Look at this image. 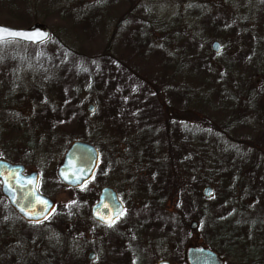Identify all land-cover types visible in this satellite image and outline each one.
Here are the masks:
<instances>
[{
    "label": "rangeland",
    "instance_id": "obj_1",
    "mask_svg": "<svg viewBox=\"0 0 264 264\" xmlns=\"http://www.w3.org/2000/svg\"><path fill=\"white\" fill-rule=\"evenodd\" d=\"M261 6L264 8V0H0V26L25 29L42 24L51 34L47 43L37 47L19 42L0 45V160L23 165L26 174L38 172L43 179L41 191L55 201L53 218L41 227H34L43 232L42 238L54 233L52 227L57 212L77 197H82L86 212H89L104 181L114 184L120 199L126 203L119 226L127 222L130 211L131 216L135 213L133 210L146 206L151 197L147 188L152 191V186L144 180L136 183L141 176L155 179V172L135 168L137 157L149 163L150 158L146 153L141 154L143 144H137L139 141L133 135L151 133L148 128L155 127L156 117L161 121L156 127V135L164 132L172 137V148L177 153L174 158L172 151L166 153L164 147H156L153 152L159 159L164 156L172 159L168 170L170 176L174 173L187 184L191 180H208V186L195 187L201 196L205 187L213 190V196L221 190L226 196L231 181L250 173L256 176L252 180L262 182L258 198L264 200V114L260 113V110L264 112V36L256 31L257 37L261 38L255 42L246 36L252 28L258 30L261 18L264 19V12L258 15ZM225 23L229 25L225 34L216 37L217 29L226 28ZM189 41L196 44L194 59L184 56L182 47ZM212 42L219 44L218 54L211 51ZM221 53L222 58L218 57ZM238 53L252 57L261 69L256 72L254 65L245 69L241 64L233 73L228 71L227 60ZM174 58L176 63L189 67L190 72L197 66V73L206 80V85L197 86L183 73L174 75L179 70ZM182 58L188 62H182ZM200 61L206 65L202 66ZM167 74L173 75L169 87L174 93L167 91L162 81ZM57 78L67 89L77 91L68 101L87 113L90 105L94 110L88 113L89 127L64 133L68 139L63 142L65 149L50 159L44 152L45 140L38 128V133H34V126L29 122L24 126L22 119L29 118L38 107L54 108L64 102L57 96L55 88L49 90ZM245 84V90L252 87L250 93L254 94V99L239 88ZM98 94L104 102L112 101L116 106L109 115L117 129L107 128L99 118L96 122L91 117L101 106L98 102L90 103L98 98ZM230 109L236 110L239 116L234 122H229L231 116L235 117ZM84 135L85 140L80 138ZM81 140L102 152L106 162L99 176L93 178L90 188L83 191H91L89 197L67 191L56 178L64 153L71 143ZM183 154L190 158L186 165L191 167H185L186 170H183L184 162L178 160ZM182 195L189 196V191L184 189ZM213 196L206 200H213ZM256 203L253 195L245 194L241 198V204L248 209ZM1 205L12 218L8 225L11 229L8 242L19 237L16 234L23 230V225L34 229L18 220L0 194V207H3ZM168 208L170 212L177 211L173 202ZM86 212L81 215L79 210L77 219L71 224L72 230L76 236L94 243L107 232L96 228L87 219ZM132 218L136 223L137 219ZM146 219L148 228H157L158 218L154 213L149 212ZM141 222L144 220L137 222L138 230ZM193 222L197 224L195 231L190 230ZM181 229L184 233L182 244L178 236L167 244L168 237L163 238L161 234L150 235L146 241L143 236L152 231L147 227L135 240L153 243L151 264L161 259L171 264H187L186 252L194 247L213 250L220 256L222 264H235L232 257L226 258L206 246L200 234V221L191 217L182 222ZM245 231L248 240V231ZM257 232L259 238L255 242L262 247L264 223ZM18 241H14L16 245H20ZM236 247L240 252L241 245ZM245 247L250 253L252 247ZM31 253L33 248L29 246V255Z\"/></svg>",
    "mask_w": 264,
    "mask_h": 264
},
{
    "label": "trees",
    "instance_id": "obj_2",
    "mask_svg": "<svg viewBox=\"0 0 264 264\" xmlns=\"http://www.w3.org/2000/svg\"><path fill=\"white\" fill-rule=\"evenodd\" d=\"M263 12L264 8L262 6L258 8V15H262ZM194 15H197L196 12H194ZM261 20L262 22L257 27L258 30L252 28V31H249L250 33L247 31L249 34L246 35L247 38L253 39V42L261 38L257 37V33H262V36H264V19L261 18ZM211 25L212 24H210V27ZM224 25L226 27L224 30L222 29L221 31L217 29L218 36L216 37H221L225 34L229 25H227V23ZM200 31L204 35L203 26L200 27ZM195 45L196 44L193 41L184 43L182 47L185 54L184 56H188L189 58L192 57L194 59V53L196 54L197 49ZM221 56L222 53L218 55V57ZM251 58L252 57L244 53H238L235 57L227 60V64L225 65L227 66L226 68L228 71H231L232 73L236 71L238 65L240 66L241 64L245 65V69H249V67L252 68L254 65L255 71L258 72V70L261 69L258 65L259 63L254 62ZM256 60L258 61V58ZM182 62L188 61L187 59L182 58ZM174 64L179 66V70L175 71L174 75L183 73L185 77L193 81L197 86L204 87L206 85V80L201 77V74L197 73V66H194V72L193 70L190 72L189 67L182 63H176L175 58ZM199 64L202 66L206 65L203 61H200ZM166 71H169V69L167 68ZM162 73L166 72L163 71ZM172 78L173 75L169 77V74H167V76L162 77V81L164 80L163 83L167 91L174 93L169 87ZM101 83H103V81ZM246 84L239 88L246 92L248 97L251 96L250 98H253L254 94L250 93L252 87L248 86L245 90ZM52 88H55L57 96H59L64 102L54 106V108L38 107L36 110L32 111L29 118L24 117L22 119L24 126L26 122H29V124L34 126V131H36V127L38 128L37 131L40 132L43 140H45L44 152L49 154L50 159L52 157L54 159L65 149L63 142L64 140L67 142L68 139L64 133L78 127L79 129H87L90 125V116L88 113L83 108L78 109V106L74 104V102L68 101V98L74 97L77 94V91L73 88L67 89L66 85L60 83L59 78L55 79L49 90H52ZM249 93L251 95H249ZM180 96L181 95H179L178 98H180ZM119 101L123 104L121 100ZM91 102H98V104H101L98 111L91 115V117H93L96 122V119L99 118L104 126L115 129L116 126L113 125L111 116L109 115L110 110L113 107H116L114 103L112 101L104 102L101 94H98V98L95 99V101L91 100L90 103ZM155 106L158 107L157 105ZM230 110L235 114V117L231 116L229 122H234V120L239 119L237 111ZM260 113L264 114L263 110H260ZM155 120L157 121L155 127L152 126L150 127L151 129L148 128L151 133L148 135H133L138 139L136 141H139L137 144H143L141 154L146 153V156L150 158L149 163L147 160L146 162H142V157H137L135 168L137 171L148 169L155 172V179L149 180L141 176L136 183L138 184L140 181L144 180L152 186V191L154 192L152 193V191H149L147 188V192L151 194V197L147 200L146 206L143 209L133 210L135 213L131 216L130 211L127 217V222L118 228L110 230L107 237L102 241L103 243L87 242L85 245H80L81 247L76 250L74 245L71 244V241L73 240L67 236V231L65 229L67 222L71 217H75L76 215L73 206H64L57 212V217L54 220L52 227L54 233L50 235V237L42 238L43 232L39 230L40 228H34L43 226V223L32 225L34 229L29 227L26 228V226L23 225V230H20L19 234H16L19 235V237L15 236L10 242H8L7 237L11 235V229L8 225L10 226L9 222H11L12 218L9 216L6 208L1 205L3 207H0V213L4 214L0 215V250H2L0 251V264H87L82 260L85 251H94L100 254V264H113V262L114 264H120L121 262H124L125 264H151V255L154 253L153 243H139L135 240V237L137 236L139 238L142 234V229L147 227V229L152 231L150 233L146 232L143 236L146 241L149 239L150 235L154 237L153 235L155 234H161V237L163 238L168 237L167 244L169 240V243H171V241L174 238H177V236L180 244H182L181 239L184 236V233L181 229V224L183 221L188 220L191 217L200 221V234L206 243V246L208 245L226 258L232 257L235 264H264V246L260 247L256 244L257 242H255L256 238H259L257 228L264 223V200L258 198V193L261 194L262 192V182L257 179L252 180L256 176L253 177L250 173H246V176H241V178L231 181V184L226 189L228 191L226 196L223 195L221 190L220 194L216 193V196H213V200L204 199L203 196L195 190V187L208 186V180H191V182L187 184L174 173L170 176L168 170L172 164L171 162H173L172 159L170 160V158L165 156L159 159L157 155L153 153L156 147H160V149L164 147L166 153L172 151L174 158L177 157V153L172 148V137L166 135L164 132L156 135V127L161 121L159 122L157 117ZM37 131L34 133H38ZM85 137L86 135L80 138L85 140ZM99 156V165L94 179L99 176V173L103 170L102 165L106 163L102 152L99 153ZM185 157L188 156L183 154L182 157L178 158L179 161L182 160V162H184L183 170H186L185 167H191L186 165L189 163L188 159L190 158ZM103 180L109 179L103 178ZM106 182L108 181H104L101 184L104 185ZM154 182L156 183L153 184ZM184 189L189 191V196L183 197L182 191ZM245 194L248 196L253 195L257 199V203L251 209H248L247 206L241 204V198L245 196ZM170 202H173L176 205V213L169 211L170 209L168 207ZM176 202H180V204H176ZM149 212L154 213L158 218V222L155 224L157 228L155 229L151 227L148 228L146 224V216ZM87 216V219L90 220L88 213ZM132 217L137 219L136 223L132 220ZM141 220H144V222H141L142 225L138 230L137 222ZM132 226L133 228L131 231L130 228ZM62 228L64 230H62ZM245 230L248 231V240L244 236L246 233ZM18 240L20 241V245H16L14 242ZM239 244L241 245V250L240 252H237L238 249L236 246ZM246 245L252 247L250 253L246 252ZM29 246L33 248V253H31V255H29ZM125 253H127L126 257ZM239 255L241 256L240 259H238Z\"/></svg>",
    "mask_w": 264,
    "mask_h": 264
},
{
    "label": "water",
    "instance_id": "obj_3",
    "mask_svg": "<svg viewBox=\"0 0 264 264\" xmlns=\"http://www.w3.org/2000/svg\"><path fill=\"white\" fill-rule=\"evenodd\" d=\"M0 28L10 29L14 32H23L34 34L37 42L31 40H19V43L30 45L33 47L41 46L47 43L50 39V31L42 24H34L25 29L8 28L0 26ZM41 34H47L42 37ZM42 39L43 42H39ZM219 44L213 42L211 50L214 53L219 52ZM94 107L90 105L88 112L92 113ZM98 164V153L95 147L84 142H73L68 150L65 152L60 165L57 168L56 176L58 181L68 188H79L87 183L93 176ZM0 179L8 181L12 188L9 191L4 184H1L0 192L7 200L9 206L16 212V214L26 223H40L47 219L55 208V204L48 198L42 196L37 191L38 176L36 173L23 175L24 167L22 165H13L6 161L0 160ZM64 173V175H61ZM13 174L17 180L22 183L23 187L12 183ZM65 176L67 179H65ZM80 177H83L82 179ZM35 192L41 200L47 201V204H41L30 194ZM212 189L206 187L203 190V196L210 198ZM16 200L14 203L13 200ZM25 212L20 210L22 205H29ZM123 212V205L118 201L116 194L109 188L101 190L97 203L91 209V218L103 226H109L114 221H117ZM104 217V219H101ZM197 224L193 223L190 226L191 230H195ZM186 261L188 264H221L217 255L213 252L203 248H189L186 252ZM157 264H169L167 261H160Z\"/></svg>",
    "mask_w": 264,
    "mask_h": 264
},
{
    "label": "flooded vegetation",
    "instance_id": "obj_4",
    "mask_svg": "<svg viewBox=\"0 0 264 264\" xmlns=\"http://www.w3.org/2000/svg\"><path fill=\"white\" fill-rule=\"evenodd\" d=\"M25 169V168H24ZM25 171H26V169H25ZM31 173H36L37 174V176H38V188H37V190H38V193L39 194H41V195H43V196H45L46 198H48L49 200H51L54 204H55V210L53 211L54 213H55V211H56V203H55V201H53L52 200V198L51 197H49V196H47V195H45V194H43V192L41 191V188H40V185H41V181L43 180L42 178H41V176L39 175V173L38 172H30V173H28V174H31ZM24 175H26V172L24 173ZM91 182H92V179L90 180V182L89 183H85L84 185H82L81 187H79V188H76V189H73V188H66V187H64L67 191H72V193H78V194H82L83 196L85 195V196H87V197H89V195L92 193L91 191H88L87 193H83V191H85L86 189H88V188H90V184H91ZM40 183V184H39ZM104 188H109V189H111V190H113V192L116 194V196H117V199H118V201L123 205V209H124V212H123V216H124V213H125V204H124V202L120 199V195H119V192L117 191V189L115 188V185L114 184H104V185H102V188L99 190V192H98V195H97V198H96V201H95V203L97 202V200H98V197H99V194H100V192H101V190L102 189H104ZM87 191V190H86ZM79 192H82V193H79ZM4 199V198H3ZM5 200V199H4ZM5 202L7 203V205H8V207H9V209H10V211H12L16 216H17V214H16V212L9 206V204H8V202L5 200ZM72 202V201H71ZM71 206H73L74 208H75V212H76V215H75V217L73 216V217H71V219L67 222V224H66V231H67V236L71 239V240H73V241H71V244L72 245H74V248H76V250H78L79 249V247H81L80 245H85V244H87V241L85 240V237H81V236H79V235H75V233L73 232V230H72V226H71V224H73V222H74V220H76L77 219V217H78V213H79V210H80V213H81V215H85V212H86V208H87V206H85V203H84V201H83V199H82V197H77L74 201H73V203H71L70 204ZM65 206H68V205H65ZM92 208V207H91ZM91 208H90V210H89V212L87 211L86 212V215H87V213H88V215H89V218H90V222L93 224V225H95V227L96 228H98L99 230H104V231H106L107 233L106 234H104V235H102L100 238H96V243H103L102 241H104V239L107 237V234H108V232H110V230H112L113 228H117V227H119V223L121 222L120 220L123 218V216L122 217H120L117 221H114L112 224H111V226H103V225H101V224H99V223H97V222H95V221H93L92 219H91V216H90V211H91ZM59 210V209H58ZM75 230V229H74ZM80 234H82V233H80ZM88 242H91V241H88ZM194 248H198V247H194ZM84 256H86V260H84ZM100 257V254H98V253H96V252H94V251H85L84 252V254H83V261L84 262H86L87 264H94V263H96L97 261H98V258ZM101 260V259H100ZM160 261H167V260H163V259H161V260H158V262H160ZM157 262V263H158ZM169 264H171L169 261H167ZM156 263V264H157ZM98 264H100V261L98 262Z\"/></svg>",
    "mask_w": 264,
    "mask_h": 264
},
{
    "label": "snow or ice",
    "instance_id": "obj_5",
    "mask_svg": "<svg viewBox=\"0 0 264 264\" xmlns=\"http://www.w3.org/2000/svg\"><path fill=\"white\" fill-rule=\"evenodd\" d=\"M46 35L47 34H41L42 37H46ZM19 40H31L33 42H37V38L35 37L34 34L23 33V32H14L10 29L0 28V45H3L7 42H18ZM39 42H43L42 39ZM0 167H2V166H0ZM61 175H64V173H61ZM80 178L82 179L83 177H80ZM65 179H67L66 176H65ZM0 183L4 184L5 187L9 191H12V188L9 185L8 181L0 179ZM12 183L18 184L20 187H23L22 183H20L17 180V178L15 177V174H13ZM30 195L32 197H34L36 200H39L41 204H44V205L47 204V201L41 200L37 193L32 192ZM13 202L15 203L16 200L14 199ZM27 207H32V205L31 204L22 205L20 210L22 212H25V214H28L26 211ZM101 219H104V217H101ZM109 226H111V224H109Z\"/></svg>",
    "mask_w": 264,
    "mask_h": 264
}]
</instances>
